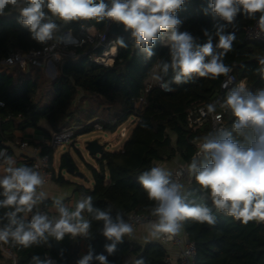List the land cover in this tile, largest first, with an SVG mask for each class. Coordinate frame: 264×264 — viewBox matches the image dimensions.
Returning a JSON list of instances; mask_svg holds the SVG:
<instances>
[{
	"label": "trees",
	"instance_id": "1",
	"mask_svg": "<svg viewBox=\"0 0 264 264\" xmlns=\"http://www.w3.org/2000/svg\"><path fill=\"white\" fill-rule=\"evenodd\" d=\"M209 5L210 0H185L176 13L182 20L179 31L192 34L198 46L207 43L210 38L214 52L223 51L216 48L219 42L218 30H222L221 34L224 35L234 33L232 48L222 57L224 64L232 69L239 80L247 81L250 93L257 94L264 90V64H261V60H264V57H261L264 54V44L245 38L247 26L259 18L261 13L257 12L249 18L241 12L232 24H228L215 16ZM55 22L58 31L70 30L74 34H79L83 25L94 26L99 31H105L107 26V18L99 22L95 19L67 24L58 20ZM119 36L127 47H118L111 65L97 63L91 59L92 53H99L101 49L92 51L93 44L90 43L77 48L78 57H63L60 60L58 75L51 82V98L43 105L36 100L39 90L38 78L36 74L33 76L30 73L31 70L38 72L41 69L29 66L25 69H30L29 73L20 75L17 70L23 72L21 68L1 65L0 100L5 102V106L0 107V113L3 117H12L3 123L0 130V151L5 147L4 142L14 140L15 130L34 128L50 134L49 130L40 125L42 120H46L54 131L71 126L66 121L65 112L80 90L103 98L107 104L106 110L115 109L112 117L102 120L104 130H115L135 115V125L123 148L105 150L100 156H96L97 166L87 163L92 172L93 186L77 185V190L84 199L92 197L94 210L108 212L114 221L117 216L125 221L134 211L151 214L152 209L156 207L157 202L148 198L147 192L139 183V176L144 171L157 167L158 161H169L176 156H180L183 162L192 160L196 141L206 137L210 133V127H193L187 118L188 109L194 105L208 103L227 74L216 78L193 75L187 82L176 83L171 67L167 73L162 71L164 63H171L170 49L162 34L155 42L152 49L154 55L151 58H146L135 41L123 35H110L108 39ZM48 43L49 41L41 44L32 39L30 31L19 21L18 11L8 8L5 14L0 16V61L13 50L27 52L43 48ZM208 59L210 57H206V60ZM107 61L111 63L112 60ZM156 64L160 78L167 82L171 91L166 92L159 86H154L147 94V103L139 107L137 101ZM91 115L89 117L92 118L85 123L96 118L94 112ZM225 119L230 138L245 147L249 146L250 141L255 139L253 133L250 134L247 128L236 130L233 127L236 122L233 114H227ZM91 130L92 125H87L78 128L76 135ZM43 152L50 154L51 168L55 150L44 146ZM66 155L73 162L70 154ZM60 161V167L67 168L65 154ZM205 162L206 159L200 166ZM184 197L186 203L209 207L215 216L213 225L190 219L182 223L189 238L196 245L195 264H264V221L257 223L253 220L243 224L226 212L217 211L208 192L196 183L194 173L190 176V186ZM4 199L3 189H0V201ZM45 204L44 201L43 210ZM14 210L12 207H0L2 229L9 226L10 217L7 214ZM39 210L33 206L31 212L17 213L16 218L28 223L31 215L38 214ZM44 215L52 220L46 210ZM85 216L91 224L88 235L72 236L66 233L60 240L67 257H73V261L68 264H78L90 250L93 255L90 264H99L95 256L100 254L107 257L109 264H125L129 254L136 256L133 264L139 260H143L144 264H165L167 250L159 242H147L142 246L135 245L123 237L122 242L117 243L115 252L108 254L105 246L112 241L103 236V221L95 220L94 213L87 210ZM45 235L46 239L27 248L15 244L11 239L9 243L4 244L16 255L17 264H36L35 257L39 258L41 264H46L47 254L55 258L57 256L52 242L55 237ZM82 243L86 246V253L79 257Z\"/></svg>",
	"mask_w": 264,
	"mask_h": 264
},
{
	"label": "clouds",
	"instance_id": "2",
	"mask_svg": "<svg viewBox=\"0 0 264 264\" xmlns=\"http://www.w3.org/2000/svg\"><path fill=\"white\" fill-rule=\"evenodd\" d=\"M184 3L185 0H0V16L8 8L18 11L20 23L30 31L32 39L41 44L54 38L71 42L70 36L56 35L58 25L55 20L67 24L93 19L99 22L107 18L130 31L146 58L154 55L152 49L156 40L162 33H167L171 63H164L162 71L167 73L171 67L176 83L187 82L193 75L212 78L226 75L230 68L222 57L231 50L235 34L224 35L222 30L217 31L219 42L216 48L222 49L221 52H214L210 38L202 46L196 45L192 34L179 31L182 20L176 13ZM209 7L215 16L228 24H232L241 12L249 18L260 12L259 27L264 31V0H210ZM117 43L127 47L122 39ZM206 57L210 59L206 60ZM225 104L236 118L233 127L236 130L251 128L255 139L245 147L227 133H221L217 138L206 137L199 145L206 162L198 167L193 159L188 170L194 173L200 188L208 192L217 211L226 212L243 224L264 221V90L253 95L242 87L236 88L227 95ZM208 111L214 112V106L208 105ZM0 156H4L3 151ZM6 164V174L0 177V189L5 197L0 201V207L15 210L7 214L10 224L0 229V242L9 243L11 239L27 248L46 239L45 234L57 240H62L66 233L86 236L91 224L82 216L85 210L94 213L95 220L103 221V236L112 241L105 246L108 254L115 252L117 243L122 242L124 236L132 235L133 226L119 216L114 221L108 212L94 210L91 196L79 201L74 211L59 206L60 216L55 221L41 214L32 216L28 223L18 220L17 213L31 212L37 203L36 191L43 179L30 167H14L11 157L7 158ZM170 176L171 173L161 167H152L139 176V183L148 198L157 202L151 213L157 219L148 225L149 235L153 238H159L161 234L175 236L180 233L182 222L189 219L213 225L215 216L210 208L186 203L183 185L172 182ZM56 203L60 205L59 200ZM34 259L36 264H41L38 257ZM95 259L99 264H109L103 254ZM92 260L90 250L78 264H90ZM136 264H144V261L139 260Z\"/></svg>",
	"mask_w": 264,
	"mask_h": 264
},
{
	"label": "built area",
	"instance_id": "3",
	"mask_svg": "<svg viewBox=\"0 0 264 264\" xmlns=\"http://www.w3.org/2000/svg\"><path fill=\"white\" fill-rule=\"evenodd\" d=\"M112 23L113 21L107 19V26L105 31H99L94 26L87 25H83L81 27L79 34H74L70 30L62 32L57 31L56 35L59 37L67 38L70 36L71 42H65L64 40L58 41L54 38L53 40H50L46 46L40 49H31L27 52L21 50H13L3 60L0 61V65L16 66L21 69H26L29 66H33L50 73L52 69H57V63L60 62L63 57H78L79 53L77 52V48L82 47L85 43L93 44L92 51L97 50L98 48L101 49L99 53H92L91 59L93 61L105 65H111L114 62L118 47L120 46L117 43V40L122 39L120 36L108 39V31ZM168 35L169 34L167 33H162V38L168 41ZM245 38L250 41H259L264 44V31H262L259 27V18H257L254 22L247 26ZM113 49H115V51H113ZM261 57H264V54ZM106 59H111L112 62L107 63L105 62ZM157 77H159V79H157ZM154 86H159L166 92L171 91V88L167 84V82L160 78L159 68L157 64L153 67L150 75L145 81L142 94L137 101V105L139 107H143L147 103V94ZM241 87L244 88L246 92H249L247 81L245 79L239 80L232 69H230V71L222 80L220 88L216 91V93L212 96L208 103L194 105L188 109L187 118L189 123L195 128H203L209 125L210 133L206 136L207 138H217L221 133L228 134V126L226 124L225 116L230 113L232 114V111L226 106L225 101L227 99V95L231 91ZM210 104L214 106V112L208 111V105ZM4 106L5 102L3 100H0V107ZM11 117V115L3 117L0 113V130L3 127V123L9 120ZM87 125H92V127L96 129H103V122L99 118L84 123V125H81L79 127L66 126L59 130L53 131L51 137L45 145L34 146L32 148L30 157L26 158V162L27 164H29V167L38 172L43 179V184L37 189H42L43 187H45L51 181L53 175L50 168V154L44 153L43 147L47 146L48 148L55 149L63 143H70L76 136L77 128H82ZM247 129H249V133L251 134L252 129ZM126 131L127 129L123 127L120 133L121 136H126ZM206 137L196 141V151L190 162H181L176 165L170 176L172 182L180 183L184 187L186 179H188L192 174L188 170V165L193 161V159H195L197 162V166H200L201 162L205 159V156L200 152L199 145L205 142ZM11 145H19L21 148L25 149L30 147L31 143L28 140H25L20 143H12ZM1 151L4 152V156H0V162L8 156L10 148L4 147ZM14 167L18 166L14 165ZM38 214L44 215L45 210L40 209L38 211ZM32 216L33 215H31L30 220ZM156 219L157 218L151 214L134 211L128 215L127 219L124 222L129 223L133 226L134 233L140 225ZM53 221L55 220L53 219ZM0 229L2 228L0 227ZM132 235H126L124 236V238L128 241H131L130 239ZM160 240L163 244L172 243L174 245H177L180 249L179 258L174 259L169 254H167L165 258V264H195L196 245L195 242L189 238L186 231L183 235L179 233L175 236L161 234ZM0 249L1 253L9 259V264L18 263L16 255L10 248L5 246L3 242H0ZM48 261H50L51 264H60L57 257H52L49 254L46 255V262Z\"/></svg>",
	"mask_w": 264,
	"mask_h": 264
},
{
	"label": "rangeland",
	"instance_id": "4",
	"mask_svg": "<svg viewBox=\"0 0 264 264\" xmlns=\"http://www.w3.org/2000/svg\"><path fill=\"white\" fill-rule=\"evenodd\" d=\"M59 64L60 62L57 63V69L56 70L52 69L50 73L44 71L43 69L39 70L38 72H36L35 70L30 71V69L29 70L22 69L23 72L17 70V73H20V75H25L29 73V71L30 73H32L33 76H35L36 74L39 82V90L36 96V100L41 105L49 102L51 98V92H50L51 82L58 75ZM106 105L107 104L103 100V98L94 94L86 93L83 90H80L76 95L75 99L67 107V110L65 112V115L67 117L66 121L67 123H69L68 125L79 127L81 125H84L86 121L92 118L89 116L93 112L95 113L96 118H99L101 120L112 117L115 113V109L106 110ZM96 118H93L92 120ZM135 121H136V116L132 115L131 117L128 118L126 122L121 124L115 130H104V129L93 128V130L89 132L77 134L72 142L63 143L58 147H56L54 149L55 155L53 160V167L56 174L58 175L61 171L62 174L67 177V179L76 181L84 185H89V181L94 182L92 172L88 168L87 163L97 166L98 164H97L96 156H100V155L99 154L96 156L90 155L88 150L86 149V143L88 141L98 139L100 143L105 145V150H111V151L120 150L122 149L124 143L129 137L135 125ZM40 125L46 127L47 129H51V127L49 126L46 120H42L40 122ZM123 127L127 129L126 136H121L120 134ZM66 153L70 154L71 158L73 159V162L77 167V171L82 173L83 177H78L76 179L74 174L69 173L67 171V168L64 169L62 168L61 170L60 160L61 157Z\"/></svg>",
	"mask_w": 264,
	"mask_h": 264
},
{
	"label": "crops",
	"instance_id": "5",
	"mask_svg": "<svg viewBox=\"0 0 264 264\" xmlns=\"http://www.w3.org/2000/svg\"><path fill=\"white\" fill-rule=\"evenodd\" d=\"M1 67V65H0ZM42 126V125H41ZM43 127V126H42ZM46 128V127H44ZM47 129V128H46ZM49 130L50 134H47L44 130H38L34 128H26L25 130H15L14 131V140L4 142L5 147L10 148V152L8 156L3 159L0 162V177L5 175L4 168H6L8 165L6 164V160L8 157H11L14 161V165H17L18 167H27L26 158L30 157V154L32 152V148L34 146H41L45 145L46 142L51 137L52 132L54 131L52 128L47 129ZM28 140L31 143V146L28 148H21L19 145L12 146V143H20L22 141ZM105 148V145H104ZM123 148V147H122ZM55 155V153H54ZM183 162L182 158L180 156L174 157L172 160L169 161H158L157 167H161L165 171H168L172 173L173 169L176 167L177 164ZM51 170H52V179L51 181L42 189H37L36 196L39 197L37 199V203L34 205L36 206L37 210L44 209L43 208V202L45 201V210L49 213L52 220L59 219L60 213H59V206L66 207L69 211H74L76 204L79 201L84 200L83 196L80 194V192L77 190V185L81 184L76 181H72L70 179H67L65 175L60 173L57 175L54 167L53 162L51 164ZM62 170V168H61ZM75 175V178L83 177L80 175ZM94 182L89 181V185H86L88 187H92ZM84 185V184H83ZM190 186V177L186 179L184 187H183V194H185ZM59 200L60 205H58L56 202ZM82 216L86 219L85 211L82 213ZM144 223L140 225L136 231L133 233L131 237V242L135 245H145L147 242H159L161 243V236L159 238H153L148 233V225L151 222ZM185 232L184 226L182 224V229L180 231V234L183 235ZM81 236V235H80ZM163 244V243H162ZM163 246L167 250V254H169L172 258L177 259L180 256V249L177 245H174L172 243L163 244ZM86 253V246L84 243L81 244L80 250H79V257H83ZM136 256L134 254H129L126 257L125 264H133L135 261ZM0 264H9V259L5 257L3 254L0 256Z\"/></svg>",
	"mask_w": 264,
	"mask_h": 264
},
{
	"label": "water",
	"instance_id": "6",
	"mask_svg": "<svg viewBox=\"0 0 264 264\" xmlns=\"http://www.w3.org/2000/svg\"><path fill=\"white\" fill-rule=\"evenodd\" d=\"M110 35L111 36L123 35L129 38L130 40L134 41V39L131 37L130 31H125L123 25L118 24L114 21L108 31V36ZM86 149L88 150L89 154L92 156H96L98 154L101 155L105 151L104 144L100 143L98 139L88 141L86 143ZM65 157L67 163V171L69 173L82 176L83 174L77 171L76 166L74 165V162L71 161L70 157H68V155L66 154ZM261 222L263 221H257V223H261ZM52 242L54 244V250L60 264H68L69 262L73 261L72 256L68 258L67 255L65 254L63 245L60 240L54 238Z\"/></svg>",
	"mask_w": 264,
	"mask_h": 264
},
{
	"label": "bare ground",
	"instance_id": "7",
	"mask_svg": "<svg viewBox=\"0 0 264 264\" xmlns=\"http://www.w3.org/2000/svg\"><path fill=\"white\" fill-rule=\"evenodd\" d=\"M107 60H109V59H106L105 62H106ZM107 62H108V61H107Z\"/></svg>",
	"mask_w": 264,
	"mask_h": 264
}]
</instances>
